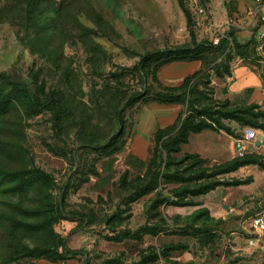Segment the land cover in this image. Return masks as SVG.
<instances>
[{
	"label": "rangeland",
	"instance_id": "1",
	"mask_svg": "<svg viewBox=\"0 0 264 264\" xmlns=\"http://www.w3.org/2000/svg\"><path fill=\"white\" fill-rule=\"evenodd\" d=\"M245 1L39 0L33 6L29 0H0V74L25 84L35 102V107L18 104L4 115L0 166L47 172L52 202L62 206L65 215L38 235L15 231L0 221V264H264V235L257 245L248 243L252 217L264 212L260 165L219 175L225 180L252 176L249 183L220 185L188 196L201 204L167 203L186 183L171 182L161 174L158 187L144 193L149 178L143 176L156 130L174 127L175 135L192 105L199 114L215 100H224L217 97L212 77L231 51L201 52L204 69L191 81L184 103L157 99L158 91L178 86L185 78L171 79V62L155 72L151 67L143 79L135 67L138 60L151 50L211 40L230 16L243 23L241 17L250 15L253 7ZM246 53L264 72V53L251 48ZM51 90L65 94L63 112L48 101ZM147 90L126 108L130 94ZM249 92L230 99L231 105L250 103ZM121 107L123 125L116 119ZM225 122L234 135L208 128L202 153L192 151L199 140L189 143L190 150L182 144L181 151L171 153L180 174L199 172L190 167L193 158L184 159L185 153H199L207 159L201 165L206 168L238 156L236 138L246 127H256L232 119ZM258 133L260 143H248L249 150L264 156V130ZM114 135L117 141L110 145ZM168 159L163 149L157 170L165 171ZM9 201L37 207L40 196L33 191L0 192V213H8ZM199 208L208 213L197 217ZM62 238L86 253L56 261L23 253L24 244L60 251ZM176 243L179 248L173 247Z\"/></svg>",
	"mask_w": 264,
	"mask_h": 264
},
{
	"label": "trees",
	"instance_id": "2",
	"mask_svg": "<svg viewBox=\"0 0 264 264\" xmlns=\"http://www.w3.org/2000/svg\"><path fill=\"white\" fill-rule=\"evenodd\" d=\"M29 1L33 6L37 5V2H39V0ZM255 30L256 28H254V32ZM254 32L252 37L244 42H241L235 31H233L230 34L232 40L223 38L217 45H214L210 40L197 41L194 39L193 44H181L175 47L151 50L141 55L135 67L144 79L148 75L151 67H153L155 72L164 64L173 61L201 60L200 54L204 50L211 49L212 52H223V54L228 50L231 51V54L226 56V62L223 64L222 70L216 69V75L219 77L231 76V62L234 58L239 57L248 59L246 53L248 48L259 51L257 48L258 41ZM203 69L204 65H202L199 70L195 71L193 75L185 76L183 82L178 86H165L164 91L161 90L156 93L158 97L157 99L163 102L184 103L188 101V95L192 91L191 81L199 76L203 72ZM153 75L154 78L157 79L156 74L154 73ZM261 75L264 81V72H262ZM0 78L2 83L0 86V123L4 115L17 108L18 104H28L29 106L34 105L35 107V102L32 101V95L30 94L29 88L25 84L15 81L6 73H1ZM176 90H180V92H175ZM147 93H149V90L145 93L136 91L130 94L129 100L125 104L126 108L142 99ZM47 96L49 98L48 101L54 104L55 107H59V112L64 111L66 98L63 92L51 90ZM190 102L192 101L190 100ZM42 106H37V109H40ZM124 110L125 108L121 107L116 111V119L122 125L125 123L123 114ZM198 112L199 114L196 113V109L192 105L181 121L175 135L172 133L174 127L158 128L156 130L152 158L150 159L146 173L143 176L144 178H149V185L144 189V193H149L158 187V177L161 174V176L166 177L171 182L186 183L182 186L181 191H175L174 199L169 201L166 200L168 201L167 203L176 205L201 204V202L189 200L188 196L207 193L220 185L235 186L249 183L253 179L252 176H247L246 178L225 180L219 178V175L235 171L248 164H258L264 169V156L254 152H247L242 156H235L230 160L207 168L201 166L207 162V159L202 158L198 153H185L183 156L184 159L193 158V163H191L190 167H197V169H199L197 171L199 172L191 176H183L180 174L179 170L175 168L177 164L173 162L174 160H171L170 155L173 152L181 151L182 144L188 142L191 133L210 128L216 131L224 130L227 133L234 135L233 129L225 122V119L236 120L243 125H250L264 130V107L255 102L233 106L231 105V100L229 98H225L223 101L217 99L215 100L214 105L207 107L204 111ZM59 119L61 121V118ZM116 141V135L110 137V145L115 144ZM91 143L92 142H90V144ZM163 149L167 151L169 158L165 165V171L157 170L156 168L159 165V158L162 155ZM172 165H174L173 168H171ZM51 181V176L40 169H30L27 171L11 170L0 166V192L18 195L33 191L40 196V205L37 207L31 205L25 206L22 201L7 202L10 210L7 211L8 213H0V221H4V223L11 226L15 231L29 232L37 235L47 232L48 229L52 228L54 222L59 218L65 217L62 206H54L50 197L49 187ZM191 181H194V183H191ZM66 192L67 191L64 190L62 197H64ZM163 202L164 200L160 201L161 204ZM204 213H208V210L205 208H199L196 216L199 217ZM59 244L62 247V250L60 251L53 250L51 246H43L40 244L30 246L24 244L23 253L29 258L47 257L54 261L69 259L76 257L79 254L86 253L83 250L71 248L67 244L66 238L60 239ZM172 245L174 248H179L178 243Z\"/></svg>",
	"mask_w": 264,
	"mask_h": 264
},
{
	"label": "crops",
	"instance_id": "3",
	"mask_svg": "<svg viewBox=\"0 0 264 264\" xmlns=\"http://www.w3.org/2000/svg\"><path fill=\"white\" fill-rule=\"evenodd\" d=\"M248 4L255 5V0H250ZM245 4V3H244ZM242 9L241 7L239 10ZM237 10L235 11V14ZM231 14V13H230ZM236 16V15H235ZM243 23H238V28L235 30V33L241 42H244L250 39L253 35L254 28L251 16L246 14L245 17H241ZM170 65H173L174 74L171 75V79H179L182 76H187L190 73H193L199 70L202 67L201 60H181L173 61ZM172 69V68H171ZM232 75L231 76H214L212 77V84L215 86V92L217 97L225 99H234L236 96L243 95L244 92L248 89L249 92V102H255L264 107V81L261 75L260 70L253 65L248 59L238 58L235 59L231 64ZM207 130L200 131L198 133H193L190 135L188 142L184 143L188 147L187 150H190L189 143L200 141L199 145H193L192 151H197L202 153V148H204L205 137L208 136ZM258 143V142H257ZM182 146V147H183ZM198 153V154H199Z\"/></svg>",
	"mask_w": 264,
	"mask_h": 264
},
{
	"label": "built area",
	"instance_id": "4",
	"mask_svg": "<svg viewBox=\"0 0 264 264\" xmlns=\"http://www.w3.org/2000/svg\"><path fill=\"white\" fill-rule=\"evenodd\" d=\"M200 14L205 13V8L198 9ZM250 16L255 30V37L258 41L257 48L264 53V0H255V5L250 10ZM238 28L236 19L230 16L224 23L218 26L217 34L210 40L214 45L220 43L223 38L232 40L231 32ZM259 141L258 129L253 127H246L241 136L236 138V146L238 155H244L249 150L248 143L257 144ZM252 235L248 238L250 246L258 244L260 238L264 235V212L256 213L251 220Z\"/></svg>",
	"mask_w": 264,
	"mask_h": 264
},
{
	"label": "water",
	"instance_id": "5",
	"mask_svg": "<svg viewBox=\"0 0 264 264\" xmlns=\"http://www.w3.org/2000/svg\"><path fill=\"white\" fill-rule=\"evenodd\" d=\"M262 137V135H260V138ZM260 143V141H258V144Z\"/></svg>",
	"mask_w": 264,
	"mask_h": 264
}]
</instances>
